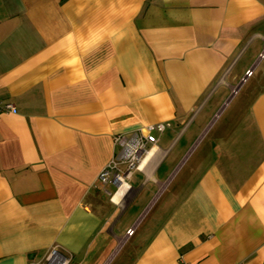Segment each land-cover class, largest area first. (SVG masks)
I'll list each match as a JSON object with an SVG mask.
<instances>
[{
	"label": "crops",
	"instance_id": "crops-1",
	"mask_svg": "<svg viewBox=\"0 0 264 264\" xmlns=\"http://www.w3.org/2000/svg\"><path fill=\"white\" fill-rule=\"evenodd\" d=\"M263 48L264 0H0V264H264ZM202 107L119 208L113 136L167 121L171 147Z\"/></svg>",
	"mask_w": 264,
	"mask_h": 264
},
{
	"label": "built area",
	"instance_id": "built-area-1",
	"mask_svg": "<svg viewBox=\"0 0 264 264\" xmlns=\"http://www.w3.org/2000/svg\"><path fill=\"white\" fill-rule=\"evenodd\" d=\"M263 56L264 48L259 57ZM251 72L252 69H248L246 76ZM15 111L16 106L13 102L0 100V115ZM169 126L170 122L167 121L148 123L129 134L118 133L113 136L114 146L117 149L98 175L101 185L105 186L110 183L115 186L113 190L106 189L111 200V195L131 187L130 183L135 171L141 172L143 175L141 184L152 178L148 176V171L152 173L156 169L170 148H162L158 143L159 134ZM128 232H130L128 234L133 233V229ZM61 249L59 245L53 244L40 259L32 260L28 264H72V254Z\"/></svg>",
	"mask_w": 264,
	"mask_h": 264
},
{
	"label": "rangeland",
	"instance_id": "rangeland-1",
	"mask_svg": "<svg viewBox=\"0 0 264 264\" xmlns=\"http://www.w3.org/2000/svg\"><path fill=\"white\" fill-rule=\"evenodd\" d=\"M240 95H241V92H240ZM240 95H237V98L235 99V101L233 102L234 104H236V102L238 101V96ZM233 105V104H232ZM204 107H202L201 109H199V111L196 113V116L195 117H192L193 119L188 123V125L186 126V128L184 129L183 133L180 135V137L173 143V145L169 148V151L166 153L165 156H163L164 160L162 162H160V165H158L160 167V169H158V171L155 173L156 169L158 168V166L156 167V169H154V171L152 172V178L148 179L146 182L142 183V184H139V185H136L135 186H132L131 188H129V191L127 192V195H125V199L123 198V201L121 202L119 206V208H122V205L124 206V204L127 203V198L128 196L132 197V195H136L140 192H143L145 193L146 196H149L150 194V197H152L153 195L152 194H157L159 192V189H160V183L163 182L160 180H158L157 178L160 177L161 175V171H162V168H165L167 165H168V162L172 159V156L175 154L177 148H179V146L181 145L182 142L184 141H187L190 139V137H194L197 133H200L201 130H199V120H200V117L202 115V113L204 112ZM169 128H167L166 130H164V132L162 133V136H161V140L159 142L160 146L162 148H167L170 146V143H172V141L175 139L177 133L175 134H169L168 131ZM179 130H181V128H179ZM177 130V131H179ZM192 135V136H191ZM203 139V138H202ZM199 144V143H198ZM138 176V174L136 175ZM157 176V178H156ZM142 178V177H141ZM167 182V180H165ZM168 183H166V185L164 186V188L167 186ZM163 188V189H164ZM143 189V190H142ZM162 189V190H163ZM161 190V192H162ZM153 206V205H152ZM129 211H127L125 214H123V216L121 217V220L122 221H126V220H129L131 217L130 216V213H129V216L128 214ZM134 218H131L130 219V222H133L132 220H134ZM113 225V228H116V225L114 223H112ZM134 226H130L126 229V237H129L130 235L132 234H128L130 232H128L130 229H133Z\"/></svg>",
	"mask_w": 264,
	"mask_h": 264
},
{
	"label": "bare ground",
	"instance_id": "bare-ground-1",
	"mask_svg": "<svg viewBox=\"0 0 264 264\" xmlns=\"http://www.w3.org/2000/svg\"><path fill=\"white\" fill-rule=\"evenodd\" d=\"M148 173H151V171H148ZM111 196L113 197L112 200L116 201L117 203H120L118 193H116L114 196L113 195H111Z\"/></svg>",
	"mask_w": 264,
	"mask_h": 264
},
{
	"label": "water",
	"instance_id": "water-1",
	"mask_svg": "<svg viewBox=\"0 0 264 264\" xmlns=\"http://www.w3.org/2000/svg\"><path fill=\"white\" fill-rule=\"evenodd\" d=\"M237 89V88H236ZM233 91H234V89H233Z\"/></svg>",
	"mask_w": 264,
	"mask_h": 264
}]
</instances>
